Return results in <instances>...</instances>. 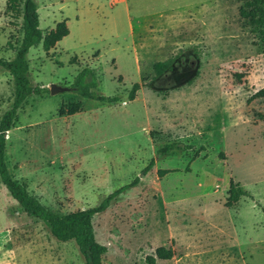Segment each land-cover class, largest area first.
<instances>
[{"label":"rangeland","instance_id":"1","mask_svg":"<svg viewBox=\"0 0 264 264\" xmlns=\"http://www.w3.org/2000/svg\"><path fill=\"white\" fill-rule=\"evenodd\" d=\"M34 2L43 34L60 20L68 34L26 52L30 84L46 91L25 98L5 133L11 176L59 214L90 208L137 178L91 216L101 264H146L159 246L171 255L155 264H264V97H252L264 87V46L239 18L240 1ZM20 24L0 0V57L13 55ZM179 49L171 69L152 78V64ZM83 66L95 74L94 91L117 102L69 88ZM51 84L60 89L49 93ZM11 87L0 67V114ZM68 102L79 110L60 114ZM172 141L190 148L156 155ZM231 182L249 196L226 206ZM0 264L85 261L73 240H56L20 212L0 183Z\"/></svg>","mask_w":264,"mask_h":264},{"label":"trees","instance_id":"2","mask_svg":"<svg viewBox=\"0 0 264 264\" xmlns=\"http://www.w3.org/2000/svg\"><path fill=\"white\" fill-rule=\"evenodd\" d=\"M238 16L245 21L250 27L257 31L260 43L264 46V0H239ZM5 8L15 18H20L21 37L17 45H9L13 51L10 58L0 57V67L9 75L11 81V98L8 106L0 114V183L6 189L10 197L16 201L19 211L26 216L42 221L47 227L48 232L56 240L66 241L73 240L79 253L82 255L85 264H101L100 256L104 252V245L96 242L92 235L91 216L103 211L109 202L125 188L134 185L137 178L129 183L118 187L104 196L96 205L83 209L59 214L42 205L26 189L24 183L13 178L8 171L4 160L5 154V133L16 120L17 109L25 98L29 95H40L46 91V88L39 85H32L28 79V66L26 61V52L29 47L40 43L43 51H47L62 37L68 33L65 20L58 21L54 27L46 33H42L38 28V19L36 4L34 0H5ZM9 44V43H8ZM191 49L195 57H199V52L195 47ZM180 49L169 55L161 61L152 64L153 76L158 77L171 69L172 63L180 53ZM96 87V78L93 70L88 66L81 67L69 85L78 96L96 101L99 103H115L118 101L116 95H102L94 91ZM138 87L137 83H132L127 98L133 99L134 92ZM253 98L264 97V87L253 92ZM80 108L79 102H68L58 109L60 114H73ZM189 145H182L178 142L165 143L156 148L155 153L158 156L164 155L172 150L188 149ZM153 165V158H150L147 164L142 168L144 174ZM167 170H157L158 176H162ZM249 196L248 193L237 183H229L227 195L224 204L230 206L240 197ZM264 218V208H261ZM171 251L162 246L156 247L153 253L145 255L146 264H155V257L158 259H167Z\"/></svg>","mask_w":264,"mask_h":264},{"label":"water","instance_id":"3","mask_svg":"<svg viewBox=\"0 0 264 264\" xmlns=\"http://www.w3.org/2000/svg\"><path fill=\"white\" fill-rule=\"evenodd\" d=\"M57 89H60V88L57 87V86H55V85H53V84H51V85L49 86V93H55V91H56Z\"/></svg>","mask_w":264,"mask_h":264},{"label":"crops","instance_id":"4","mask_svg":"<svg viewBox=\"0 0 264 264\" xmlns=\"http://www.w3.org/2000/svg\"><path fill=\"white\" fill-rule=\"evenodd\" d=\"M68 34V33H67Z\"/></svg>","mask_w":264,"mask_h":264}]
</instances>
